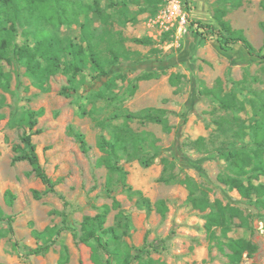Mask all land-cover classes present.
<instances>
[{"label":"rangeland","instance_id":"374dc122","mask_svg":"<svg viewBox=\"0 0 264 264\" xmlns=\"http://www.w3.org/2000/svg\"><path fill=\"white\" fill-rule=\"evenodd\" d=\"M67 1L69 6L71 2L97 3L112 15L113 31L125 38L123 51L132 53L130 67L125 80H117L112 87L117 100L110 104L95 98L104 79L95 77L90 65L75 76L77 89L65 97L59 92L69 84L66 75L49 77L42 91L27 77L21 62L13 59L10 64L1 63L10 80L7 90L0 89V210L11 216L13 223L10 233L7 224L0 222V264H58L63 247L69 255L67 264H93L91 248L79 242L81 223L83 217L95 216L104 205L111 207L112 198L120 203V208L109 211L104 227H118L132 258L145 246L143 262L151 259L155 264H234L228 257L231 251L227 244L242 239L256 249L243 252L238 264H264V209L255 206L254 199L241 198L219 181V177L230 175L223 151H248L254 147L249 136L252 102L258 106V97H264L263 0H242V6L230 10L225 17L232 29L243 32L257 55H249L239 43L225 44L212 18L219 0H163L155 7L128 4L126 19L118 17L120 6L114 5L118 0ZM128 19L131 21L124 23ZM80 23L102 27L92 12L80 14L71 25L46 22L44 29L60 39L79 42ZM144 37L151 39L153 45L131 41ZM23 45L32 46L33 40L19 28L12 51ZM96 51L102 62L108 59L102 47ZM116 68L118 65L108 68L109 75ZM146 71L159 74V78L136 81ZM171 74L181 76L175 87L168 83ZM134 84L137 89L130 97ZM209 91L213 93L208 94ZM228 94L235 96L237 105L234 110L225 111L217 97ZM147 108L164 110L171 127L165 133L158 124L127 121L133 132L149 134V139L156 140L155 147L148 142L136 153L137 158H153V163L145 168L137 159L120 153L124 176L108 174L104 167H97L96 160L103 156L96 148L97 138H109L112 127L124 121L112 120L113 114L138 113ZM27 109L44 110L35 126L41 133L33 135L32 142L41 166L55 183L56 193L44 194L46 187L31 173L27 162L11 165L14 146H23L20 137L27 128L21 120ZM95 119L105 126H96ZM241 130L246 135H241ZM75 131L85 136L88 153L81 152L72 135ZM198 138L203 139V146L195 143ZM162 158L174 164L172 173L176 178L188 177L204 188L210 202L217 200L240 210L241 217L232 220L226 234L219 228L206 230L205 215L209 210L193 209L183 186L158 181ZM107 189L114 192L113 196L108 195ZM32 190L40 193L39 200L33 199ZM137 191L149 200L150 209L135 195ZM158 200L165 202L164 215L155 210ZM118 213L122 214L120 218ZM63 216L70 230L63 231L46 254L25 257V252L38 243L31 231L60 227ZM98 254L105 262L103 251ZM139 261L133 259L131 264Z\"/></svg>","mask_w":264,"mask_h":264},{"label":"trees","instance_id":"16d2710c","mask_svg":"<svg viewBox=\"0 0 264 264\" xmlns=\"http://www.w3.org/2000/svg\"><path fill=\"white\" fill-rule=\"evenodd\" d=\"M163 0H121L114 5H119V19H126L125 11L128 4L155 7ZM69 2L67 0H0V89L7 90L9 87L10 76L1 67V63L10 64L13 59L21 62L25 68L27 77L33 82L34 86L39 90H45V81L58 73H62L68 78V86L61 89V96L69 97L70 91L77 89L74 78L87 65L91 66V70L95 73V77L104 79L102 89L96 92L95 98L113 103L117 100V95L113 92L112 87L116 81H124L126 71L130 67L128 64L131 60L132 53L123 51V42L125 38L120 32L112 29V15L107 14L100 8L97 3L93 5L82 4L78 2ZM77 6V8H76ZM242 6V0H219L217 6L213 9L212 18L218 27V32L223 38L226 45L241 44L249 55H257L251 43L247 40L241 30L232 29L229 22L225 19L230 10H236ZM264 9V0L261 2ZM95 13L102 25L101 28H91L89 23H80V40L73 41L70 38L60 39L55 34L48 33L44 29V23L49 22L54 26L71 25L75 18L80 14L87 15ZM131 21L130 19L125 20ZM200 27L202 24L197 22ZM25 27H29L26 29ZM29 33L32 36L33 45L19 46L12 51L13 43L18 29ZM133 43L142 46H152L151 39L133 38ZM101 47L109 56L105 62L101 61V54L96 49ZM152 50L155 51L154 48ZM134 54V53H133ZM123 59V62L120 61ZM125 63V64H124ZM118 65L116 72L109 75L108 68ZM159 74L153 72H144L136 78V81H148L158 79ZM181 76L171 74L168 77L170 86L175 87L180 83ZM137 89L134 84L129 91L131 97ZM212 94V91L207 92ZM221 109L225 111L234 110L237 102L233 94L226 97H217ZM253 120L249 126V136L252 138L254 147L248 151L244 150H226L222 152V156L228 162L230 175L219 177V181L229 190H235L239 196L246 200L254 199V204L260 209H264V97H258V106L252 102ZM165 111L162 109L147 108L138 113L115 112L113 119L123 118L121 125L112 127L111 135L106 138L100 135L96 140V148L102 153V157L96 160L97 167H104L108 174H120L124 176L123 168L119 165L121 159L120 153L126 155L128 159H137L143 167L147 168L153 163V158H137L136 153L143 149L146 143H150L155 147L156 140L149 139V134H137L128 126L127 121L136 119L141 123H152L162 126L165 133L171 131L166 118ZM82 114L85 111L82 110ZM44 115V110L39 109L33 111L27 109L21 120V125L27 128L20 142L23 145L14 146L15 155L11 159V165L18 162H27L31 168V173L46 187L44 194L56 193L55 183L49 178L45 170L40 164L36 147L32 142V136L41 133V130L35 129L37 119ZM1 119V116H0ZM96 126L104 127L105 123L97 119L94 120ZM241 135H246L240 131ZM73 137L79 144L82 153L86 154L90 147L85 136L78 131L72 132ZM152 137V136H151ZM197 145L203 146V139L198 138L195 142ZM163 165L162 175L159 182L165 184L176 183L183 186L188 192V201L195 210L201 212L209 210L205 215V228L210 231L212 228H219L222 234H226L230 230L232 220L240 218L239 209L222 205L221 202L215 200L210 202L207 192L200 185L186 177L178 179L172 173L174 164L167 159L160 160ZM130 191L131 189L128 188ZM108 195L114 194L112 190L107 189ZM10 195V192H7ZM147 209H150L151 203L142 196V193L135 192ZM34 200L40 199V193L32 190ZM63 199L62 196H60ZM155 210L164 215L167 207L163 200L154 203ZM120 203L112 198L111 207L104 205L99 213L93 217H83L81 223V234L79 242L90 247L91 261L93 264H131L133 259H140L138 264H155L153 260L148 259L146 262L141 260V254L145 252V246L138 250L135 258H132L130 248L121 241V233L118 227H104L107 214L111 209L117 210ZM122 216L118 213V218ZM0 222H4L8 226V231L12 233L13 218L5 216L0 210ZM65 216H63L61 226L46 227L42 231L32 230V237L38 242L37 246L28 249L24 256H42L46 254L54 245L57 237L63 231L70 230L65 224ZM231 254H228L230 261L238 264L242 253H252L256 247L248 241L238 239L230 240L227 244ZM15 250L17 246L14 245ZM102 250L106 255L105 262H102L98 251ZM69 255L66 247H63L59 254L58 264H67ZM113 260V263H112Z\"/></svg>","mask_w":264,"mask_h":264}]
</instances>
